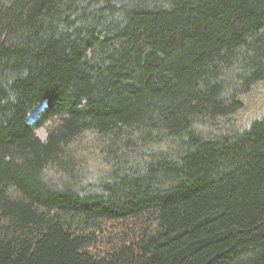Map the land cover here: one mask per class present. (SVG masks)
I'll list each match as a JSON object with an SVG mask.
<instances>
[{"label": "trees", "instance_id": "16d2710c", "mask_svg": "<svg viewBox=\"0 0 264 264\" xmlns=\"http://www.w3.org/2000/svg\"><path fill=\"white\" fill-rule=\"evenodd\" d=\"M162 1L0 0V264H264V119L194 129L243 107L228 69L264 80V0ZM123 127L182 150L90 194L48 183L76 137Z\"/></svg>", "mask_w": 264, "mask_h": 264}, {"label": "rangeland", "instance_id": "374dc122", "mask_svg": "<svg viewBox=\"0 0 264 264\" xmlns=\"http://www.w3.org/2000/svg\"><path fill=\"white\" fill-rule=\"evenodd\" d=\"M238 68L235 65L228 69L224 78L229 84L227 95L242 100L243 107L229 116H208L196 121L194 129L205 138L237 134L248 129L254 121L264 119V80L254 83L249 89H243L237 77ZM40 111L35 109L32 112L33 120ZM56 124V120H52L36 128L37 136L45 141ZM181 146V140L159 142L147 137L138 128L123 127L113 133L87 131L64 147L60 161L50 164L44 176L52 186H69L82 194H90L100 191L103 183L120 174H137V170L142 169L159 152L179 155Z\"/></svg>", "mask_w": 264, "mask_h": 264}, {"label": "bare ground", "instance_id": "6f19581e", "mask_svg": "<svg viewBox=\"0 0 264 264\" xmlns=\"http://www.w3.org/2000/svg\"><path fill=\"white\" fill-rule=\"evenodd\" d=\"M33 113L30 114V120H32L34 117H33Z\"/></svg>", "mask_w": 264, "mask_h": 264}]
</instances>
